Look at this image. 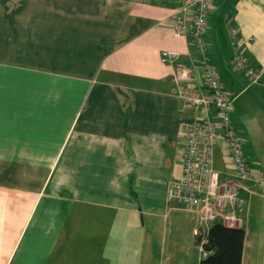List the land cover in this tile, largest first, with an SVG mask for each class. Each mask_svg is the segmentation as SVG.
<instances>
[{
  "label": "crops",
  "instance_id": "1",
  "mask_svg": "<svg viewBox=\"0 0 264 264\" xmlns=\"http://www.w3.org/2000/svg\"><path fill=\"white\" fill-rule=\"evenodd\" d=\"M184 2L0 0V264H200L199 215L167 198L180 125L205 113L170 92L161 61L197 55L174 36ZM234 32L257 81L232 66ZM205 38L264 178V0H212ZM213 166L226 180L221 140ZM240 196L241 264H264V193Z\"/></svg>",
  "mask_w": 264,
  "mask_h": 264
},
{
  "label": "built area",
  "instance_id": "2",
  "mask_svg": "<svg viewBox=\"0 0 264 264\" xmlns=\"http://www.w3.org/2000/svg\"><path fill=\"white\" fill-rule=\"evenodd\" d=\"M212 0H185L175 17L174 36L189 38L197 55L188 64L174 62L178 52L162 51L161 61L172 67L170 92L186 106L201 107L204 115L192 122L182 123L183 140L181 174L169 181L167 198L194 209L200 220L195 229V240L202 246L210 224L221 222L228 227H241L239 212L245 208L240 190L264 193V178L251 167L243 151V139L235 126L228 98L215 66L208 55L205 38ZM234 70L245 72L257 81L261 71L247 63L242 45L231 35ZM199 74L203 82L199 81ZM227 147L226 180L219 179L214 169V153L219 141ZM203 224V225H202Z\"/></svg>",
  "mask_w": 264,
  "mask_h": 264
},
{
  "label": "trees",
  "instance_id": "3",
  "mask_svg": "<svg viewBox=\"0 0 264 264\" xmlns=\"http://www.w3.org/2000/svg\"><path fill=\"white\" fill-rule=\"evenodd\" d=\"M243 242L242 228L213 222L202 243L204 255L200 264H241Z\"/></svg>",
  "mask_w": 264,
  "mask_h": 264
},
{
  "label": "rangeland",
  "instance_id": "4",
  "mask_svg": "<svg viewBox=\"0 0 264 264\" xmlns=\"http://www.w3.org/2000/svg\"><path fill=\"white\" fill-rule=\"evenodd\" d=\"M257 107L259 108V110H260V112H261V110H262V107H261V104H257ZM264 121V120H263ZM261 119H260V121H259V119L257 120H250V122H249V127H250V129L252 130V131H255L256 133L254 134V136H256V134L258 133L257 132V127H259V125L261 124ZM260 128V127H259ZM255 139H257L258 141H259V143H260V154L264 157V142H262V141H264V135L263 136H261L260 137V135L258 136H256L255 137Z\"/></svg>",
  "mask_w": 264,
  "mask_h": 264
}]
</instances>
